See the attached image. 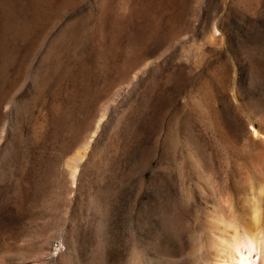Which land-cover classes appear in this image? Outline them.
<instances>
[{
    "label": "rangeland",
    "instance_id": "obj_1",
    "mask_svg": "<svg viewBox=\"0 0 264 264\" xmlns=\"http://www.w3.org/2000/svg\"><path fill=\"white\" fill-rule=\"evenodd\" d=\"M250 120L264 0H0V264H181L264 184Z\"/></svg>",
    "mask_w": 264,
    "mask_h": 264
},
{
    "label": "bare ground",
    "instance_id": "obj_2",
    "mask_svg": "<svg viewBox=\"0 0 264 264\" xmlns=\"http://www.w3.org/2000/svg\"><path fill=\"white\" fill-rule=\"evenodd\" d=\"M248 127L253 137L264 140L263 128L257 127L252 120L248 122ZM90 143L91 140L81 145V150L77 151L67 162L70 177H72L71 182L75 179L79 162L84 159L85 155L87 156L86 152ZM253 191L252 201L248 199L251 202L249 205L241 203L240 200L234 202L233 198L227 194L226 197L214 195L212 207L208 208L206 214L203 215L201 225L195 229L196 237L194 236L192 250L190 249L188 253H182V250L181 252L165 251L163 255L167 258L173 257L181 264H264V210L262 206L264 184L259 186L257 192ZM173 231L168 225L166 230L168 238L173 235ZM135 253L138 254V252ZM136 259L137 256L133 255L130 264H135Z\"/></svg>",
    "mask_w": 264,
    "mask_h": 264
},
{
    "label": "built area",
    "instance_id": "obj_3",
    "mask_svg": "<svg viewBox=\"0 0 264 264\" xmlns=\"http://www.w3.org/2000/svg\"><path fill=\"white\" fill-rule=\"evenodd\" d=\"M60 244H61L60 242H57V243L54 244V246L56 247V249H59L60 248Z\"/></svg>",
    "mask_w": 264,
    "mask_h": 264
}]
</instances>
